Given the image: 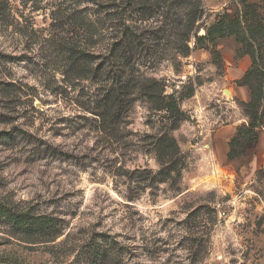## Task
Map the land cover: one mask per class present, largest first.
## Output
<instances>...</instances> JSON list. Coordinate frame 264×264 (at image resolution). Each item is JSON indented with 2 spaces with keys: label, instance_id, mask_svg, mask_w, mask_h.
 I'll list each match as a JSON object with an SVG mask.
<instances>
[{
  "label": "rangeland",
  "instance_id": "obj_1",
  "mask_svg": "<svg viewBox=\"0 0 264 264\" xmlns=\"http://www.w3.org/2000/svg\"><path fill=\"white\" fill-rule=\"evenodd\" d=\"M211 1L0 0V264H264V167L204 131L264 0Z\"/></svg>",
  "mask_w": 264,
  "mask_h": 264
},
{
  "label": "crops",
  "instance_id": "obj_2",
  "mask_svg": "<svg viewBox=\"0 0 264 264\" xmlns=\"http://www.w3.org/2000/svg\"><path fill=\"white\" fill-rule=\"evenodd\" d=\"M215 1L212 0L209 4L211 5ZM217 2L225 4L230 0H217ZM252 66V59L249 56H244L236 61L232 59L226 67L222 82L223 88L219 92H222V96L228 101L229 106L234 108V111H222L221 113L216 111V113H213L206 110L204 113V131L209 136V146L218 162L217 165L223 167L229 177H234V174H236V171L229 170L230 165H228L230 143L241 128L250 124V118L241 110L240 103L247 104L252 100L249 87L241 84L242 78ZM217 83L216 81L208 82L207 85L214 86ZM202 87L206 86L203 85ZM214 96L219 97L220 95L216 92ZM257 131L259 140L252 150L247 152L246 159L238 171L239 177L243 179L245 184L251 183L256 173L264 167V120L263 125Z\"/></svg>",
  "mask_w": 264,
  "mask_h": 264
},
{
  "label": "trees",
  "instance_id": "obj_3",
  "mask_svg": "<svg viewBox=\"0 0 264 264\" xmlns=\"http://www.w3.org/2000/svg\"><path fill=\"white\" fill-rule=\"evenodd\" d=\"M236 21L240 25V28L234 36L237 38V42L242 41L245 46L252 49L250 55L253 57L254 62L252 68L241 80V84L249 87L252 93L250 103H240V106H244L246 109L244 113L250 118V124L241 128L236 137L231 141L228 154L229 161L238 160L242 156H246L249 150H252L259 140L257 129L263 125L264 120V95L259 88L260 84L255 82V74L258 71L264 74V25L260 23L252 7L248 5H245L242 16ZM256 108H259L260 112L251 113L250 109L254 110ZM236 149H239V152H235Z\"/></svg>",
  "mask_w": 264,
  "mask_h": 264
},
{
  "label": "built area",
  "instance_id": "obj_4",
  "mask_svg": "<svg viewBox=\"0 0 264 264\" xmlns=\"http://www.w3.org/2000/svg\"><path fill=\"white\" fill-rule=\"evenodd\" d=\"M195 44V43H194Z\"/></svg>",
  "mask_w": 264,
  "mask_h": 264
}]
</instances>
